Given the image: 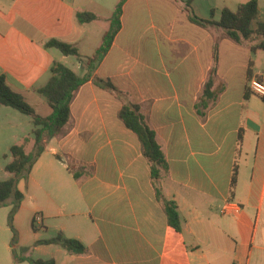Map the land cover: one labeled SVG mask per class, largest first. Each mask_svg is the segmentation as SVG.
Wrapping results in <instances>:
<instances>
[{"label":"crops","instance_id":"0c3cea01","mask_svg":"<svg viewBox=\"0 0 264 264\" xmlns=\"http://www.w3.org/2000/svg\"><path fill=\"white\" fill-rule=\"evenodd\" d=\"M183 1H125L121 27L76 91L67 123L46 142L27 181L17 184L24 199L13 220L15 246L10 207L0 208V264H29L15 261L13 248L55 264H264V97L248 87L251 78L264 81V50L256 48L262 38L237 43L220 27L198 25ZM247 1L191 5L199 18L217 21L222 9L235 11ZM114 8L103 0H0V76L36 108L43 100L35 89L46 83L53 62L86 73L76 57L45 44L56 39L92 56ZM84 11L96 19L79 23L76 14ZM258 22L264 23V0H257ZM214 64L222 89L200 116L196 104ZM125 104L139 105L162 148L168 169L159 187L177 204L181 232L168 225L140 141L119 117ZM32 129L17 116L0 118V136L13 140L0 145V180L11 176L4 154L31 138ZM35 213L39 229L26 230ZM58 232L86 251L34 244Z\"/></svg>","mask_w":264,"mask_h":264},{"label":"trees","instance_id":"16d2710c","mask_svg":"<svg viewBox=\"0 0 264 264\" xmlns=\"http://www.w3.org/2000/svg\"><path fill=\"white\" fill-rule=\"evenodd\" d=\"M126 0H119L110 17L109 29L102 37L101 45L96 49L92 56L82 57L77 48L71 44L51 39L45 47L58 49L66 56H74L80 61L86 69V73L80 76L73 72L67 66L53 62L49 68V77L46 83L35 89L46 100L51 109L48 116L38 115L34 108L26 102L21 94L11 89L7 84L5 77L0 76V106H7L19 111L20 113L31 117L33 129L31 131L32 150L26 152L24 145L14 144L10 146L8 153L10 161L4 166V170L11 174L6 180H0V208L10 207L7 215V224L12 232L11 246H15L18 241V232L14 227L13 220L24 199V194L17 188L20 180L27 181L33 164L45 149V144L51 138L61 133L64 125L67 123L70 113V104L79 87L87 82L93 75L98 63L107 53L114 36L121 27L120 17L122 7ZM194 0H184L183 4L188 11L191 21L201 26L220 27L231 40L241 43L252 37H260L262 40L256 45V48L264 50V23L254 24L257 14V0H249L238 5L235 11L228 8L221 10L219 20L202 19L196 16L192 9ZM79 23H87L96 19L91 12H78L76 14ZM213 59L217 60V47L215 45ZM95 85L108 88L111 91L119 92L117 88L108 80L93 78ZM222 86L217 84L216 66L211 68L207 81L204 84L202 93L196 104L197 112L204 116L207 110L216 100ZM119 117L125 126L135 133L140 141L141 150L144 157L150 165V174L153 186L156 191V197L161 202L167 217V223L176 232L182 231L181 220L177 210V204L173 200H167L162 195L159 182L168 169L165 155L161 146L156 141L154 131L147 125L140 111L138 104H125L119 111ZM74 177L78 178L74 173ZM32 228L37 229L35 220H32ZM35 245H57L71 254H82L86 247L79 240L67 238L61 232L47 239H41L34 242ZM27 250V249H25ZM15 261H27L29 264H55L53 259H39L30 256H22L12 249Z\"/></svg>","mask_w":264,"mask_h":264},{"label":"rangeland","instance_id":"374dc122","mask_svg":"<svg viewBox=\"0 0 264 264\" xmlns=\"http://www.w3.org/2000/svg\"><path fill=\"white\" fill-rule=\"evenodd\" d=\"M105 3H107V4H109L110 6H111V9H113L114 8V6L117 4V2L119 1V0H103ZM42 98V100H43V103H39V104H37V106H36V108H34L35 109V111L39 114V115H41V116H43V115H45V113H47V112H49L50 111V109H49V107L46 105V103H45V100L43 99V97H41ZM29 102V101H28ZM31 103H34V100H31ZM11 115H14V116H17L18 117V121H20L21 122V126L22 127H28V129H30V128H32V124L30 123L29 125H27L26 126V123H27V121L28 120H30V118L31 117H29V116H27V115H24V114H22V113H20L19 111H17V110H15V109H12V108H10V107H0V118H2V119H4V118H6V117H10ZM29 136L31 137V133H29ZM3 137H6V136H3ZM28 138V137H27ZM26 139V138H25ZM25 139H20V140H18L17 141V144H22V145H24L25 146V149L27 150V151H30L29 150V144H27V142L28 143H31V141H30V139L26 142V140ZM11 141H13V140H9V139H6V140H3L2 139V136H0V145H7L8 143H10ZM6 153V152H5ZM2 158H3V155L2 154H0V160L2 161ZM3 162V161H2ZM2 175V173L0 172V179H2L1 176ZM24 180H20V181H18V183L20 182V185H21V182H23ZM17 183V184H18ZM37 215H39L40 216V214L39 213H35L34 215H33V218H35ZM35 222H40V221H35ZM32 223V222H31ZM35 226L38 228V226H37V223L35 224ZM25 228H26V230H32V227H30V225H25L24 226ZM30 228V229H29ZM39 229V228H38ZM38 255H40V254H32V257L33 258H39V259H45L44 257H40V256H38ZM46 257V256H45Z\"/></svg>","mask_w":264,"mask_h":264},{"label":"built area","instance_id":"2783aa9c","mask_svg":"<svg viewBox=\"0 0 264 264\" xmlns=\"http://www.w3.org/2000/svg\"><path fill=\"white\" fill-rule=\"evenodd\" d=\"M248 87L250 91L259 96V97H264V81L258 78H251L249 80ZM41 217L37 215L34 220L35 221H40ZM38 224L39 222H35V224Z\"/></svg>","mask_w":264,"mask_h":264}]
</instances>
